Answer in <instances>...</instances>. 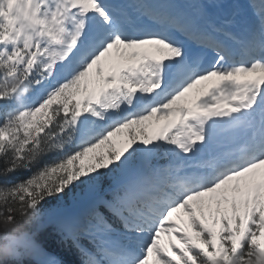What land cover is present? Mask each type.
<instances>
[{"label": "snow or ice", "instance_id": "1", "mask_svg": "<svg viewBox=\"0 0 264 264\" xmlns=\"http://www.w3.org/2000/svg\"><path fill=\"white\" fill-rule=\"evenodd\" d=\"M0 264H264V0H0Z\"/></svg>", "mask_w": 264, "mask_h": 264}, {"label": "trees", "instance_id": "2", "mask_svg": "<svg viewBox=\"0 0 264 264\" xmlns=\"http://www.w3.org/2000/svg\"><path fill=\"white\" fill-rule=\"evenodd\" d=\"M49 250L52 252L54 256L60 257L61 259L64 260L76 259V257L66 253L63 247L55 240L51 242Z\"/></svg>", "mask_w": 264, "mask_h": 264}, {"label": "rangeland", "instance_id": "3", "mask_svg": "<svg viewBox=\"0 0 264 264\" xmlns=\"http://www.w3.org/2000/svg\"><path fill=\"white\" fill-rule=\"evenodd\" d=\"M153 128H148L149 133L153 132ZM121 137H113V140L117 142V146L119 147V141H120Z\"/></svg>", "mask_w": 264, "mask_h": 264}]
</instances>
